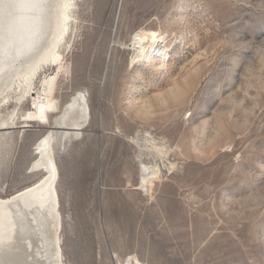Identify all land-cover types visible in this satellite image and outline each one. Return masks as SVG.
<instances>
[{"label": "rangeland", "instance_id": "1", "mask_svg": "<svg viewBox=\"0 0 264 264\" xmlns=\"http://www.w3.org/2000/svg\"><path fill=\"white\" fill-rule=\"evenodd\" d=\"M68 13L34 81L62 114L78 95L90 112L79 139L53 144L63 264H264V0H75ZM140 30L166 41L132 69ZM17 94L0 102V122L19 116L0 142V198L41 177L32 147L58 116ZM144 133L166 141L164 160L130 142ZM141 161L162 166L150 193Z\"/></svg>", "mask_w": 264, "mask_h": 264}, {"label": "bare ground", "instance_id": "2", "mask_svg": "<svg viewBox=\"0 0 264 264\" xmlns=\"http://www.w3.org/2000/svg\"><path fill=\"white\" fill-rule=\"evenodd\" d=\"M74 1L0 0V102H6L17 90V105L32 97L37 104L58 112L55 126L49 128L32 147L35 159L29 165V174L41 177L7 198H0V264H63L56 188L59 172L53 144L57 140L63 144L79 139L89 124L90 112L86 99L78 95L66 104L62 114L59 103L52 102L46 94L34 92V81L57 56L68 31V12ZM165 41L166 32L140 30L127 48L132 52L130 67L153 65L162 55L161 46ZM58 71L56 69L53 74ZM67 117L70 124L65 122ZM18 121L15 109L1 120L0 142L6 132L16 129ZM130 140L137 149H145L161 161L170 152L165 140L148 133L137 134ZM176 166L169 163L167 171L172 172ZM161 167L156 162H140L138 186L142 191L151 192L154 182L160 179ZM129 257L120 264H142L136 257Z\"/></svg>", "mask_w": 264, "mask_h": 264}]
</instances>
